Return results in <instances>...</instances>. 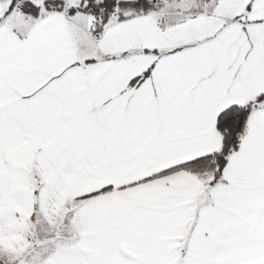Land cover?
Segmentation results:
<instances>
[{
  "label": "snow or ice",
  "instance_id": "1",
  "mask_svg": "<svg viewBox=\"0 0 264 264\" xmlns=\"http://www.w3.org/2000/svg\"><path fill=\"white\" fill-rule=\"evenodd\" d=\"M0 264H264V0H0Z\"/></svg>",
  "mask_w": 264,
  "mask_h": 264
}]
</instances>
